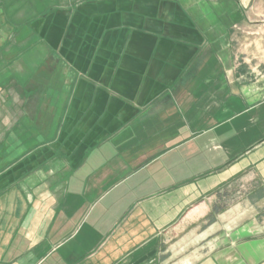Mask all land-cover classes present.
<instances>
[{
  "label": "crops",
  "instance_id": "0c3cea01",
  "mask_svg": "<svg viewBox=\"0 0 264 264\" xmlns=\"http://www.w3.org/2000/svg\"><path fill=\"white\" fill-rule=\"evenodd\" d=\"M260 236L264 0H0V264H259Z\"/></svg>",
  "mask_w": 264,
  "mask_h": 264
},
{
  "label": "rangeland",
  "instance_id": "374dc122",
  "mask_svg": "<svg viewBox=\"0 0 264 264\" xmlns=\"http://www.w3.org/2000/svg\"><path fill=\"white\" fill-rule=\"evenodd\" d=\"M259 238H260L259 257L261 259V257H264V236H260ZM245 245L242 247V251H243L244 256H243V260H241V261H239V260L236 261L233 259L235 256L234 252L231 249H229L230 247H228V245H225V246L222 245V247L224 249V252L222 253V255L225 254V256L222 257V259L220 260L221 262L219 261L218 264H252V261L250 258L249 259L244 258L246 255L250 256V248L245 246ZM189 251H187L188 254H192L193 252H195L194 255L200 257L201 245H200V248H199V246H196L195 249H189ZM229 251H232V252H229ZM237 259H238V257H237ZM258 262H259V264H264V259L258 260Z\"/></svg>",
  "mask_w": 264,
  "mask_h": 264
}]
</instances>
